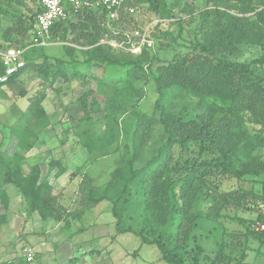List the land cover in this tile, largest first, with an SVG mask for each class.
<instances>
[{
    "label": "trees",
    "instance_id": "trees-1",
    "mask_svg": "<svg viewBox=\"0 0 264 264\" xmlns=\"http://www.w3.org/2000/svg\"><path fill=\"white\" fill-rule=\"evenodd\" d=\"M205 1L207 6L198 11V28L203 31L201 38L192 43L187 51L174 54L156 68L152 67V63L157 55L148 51L152 47H144L140 53L134 54L115 49L108 43H99L106 35L104 13L83 10L73 19L54 24L51 29L53 40L67 39L70 32L79 31L74 40L85 47L81 52L86 56L84 62L88 69L90 66L100 67L103 71L111 66L124 69V76L113 81V96L111 101L107 100L102 131L95 134L90 127L84 126L77 134L82 148L88 153L98 152L101 156H108L121 148L120 162L103 184L90 185V180L86 178L81 206L68 212L52 193L48 178H41L37 164L25 172L20 167L23 154L15 152L8 155L0 151V203L3 209L6 210L8 204L6 185L13 184L29 213L36 212L42 220L64 221L68 228L69 221L80 218L85 208L106 200L112 204L116 232L137 234L142 244H156L166 263L183 264V253L176 241L173 242L170 235L166 237L167 228L174 225L177 219V227L182 220L186 219L192 224L199 217L216 222L220 218V210L228 204L244 206L252 211L253 206L246 203L247 198H258L264 206V159L253 154L254 148L264 147V74L257 76L252 69L254 64H264V57L237 62L218 55L220 50L233 52L238 43L264 45V0L257 3L253 0ZM144 2L152 16L171 19L181 25V17L174 16L173 6L167 0ZM40 10L38 2L36 11L25 20V14L21 11H8L0 5V17L7 15L11 22L2 30L1 38L10 41L13 40L12 35H17L24 39L35 14ZM122 21V29H132L142 24L129 15L122 16ZM161 24L153 26L151 38L159 33L171 34L168 28L161 29ZM15 42H20V39H15ZM44 48L27 50L24 54L25 66L22 64L18 67L10 81L20 71L33 65L43 75L65 78L66 62L57 59L54 64L48 63L42 52ZM36 49L41 50L40 56L43 57L39 64L31 63V52ZM2 72L0 61V74ZM97 77L98 80L102 79ZM150 80L157 92L155 107L160 111L158 123L162 125L165 140L137 167L135 163L142 157V139L151 124L136 106L144 95V86ZM178 100L180 102L176 104ZM31 103L30 112L34 118L39 120L44 117L43 108L37 101ZM183 103L192 105L195 111L193 117L179 114L183 106L178 109L174 107ZM80 104L83 115L78 122L82 124L91 120V115L87 113L86 100L82 99ZM95 104L91 103L93 110ZM17 137L21 148L28 150L30 146L25 132H17ZM176 145L182 152L195 146L199 154L212 156L193 164H189L188 160L180 163V158L175 160L173 154ZM240 156L243 160H240ZM217 174L238 180L247 175L253 184L250 187L239 185L235 189L220 190L217 184H208L209 179ZM252 177L261 178L255 180ZM134 193L140 199L142 229H147V234L142 230L135 232L130 226L121 227L122 218L118 208L129 201ZM205 197L210 200V205L203 216L199 210L195 211V207ZM6 218V211L0 213V226ZM258 219L264 221V213H259ZM237 220L243 222L242 218ZM246 234L264 242V230L257 232L248 226ZM200 251L201 248H198L194 259ZM215 259L220 264H243L241 259L234 263L224 261L221 246Z\"/></svg>",
    "mask_w": 264,
    "mask_h": 264
},
{
    "label": "rangeland",
    "instance_id": "rangeland-1",
    "mask_svg": "<svg viewBox=\"0 0 264 264\" xmlns=\"http://www.w3.org/2000/svg\"><path fill=\"white\" fill-rule=\"evenodd\" d=\"M133 1L135 3L132 2V4L139 7V11L134 16L138 22L143 23L149 17H153L144 0ZM167 1L173 6L174 16L181 17L182 22L180 26L174 20L160 25L163 30L168 28L171 34L159 33L152 38L154 44L148 51L157 55V59L152 63L153 68L166 63L174 54L187 51L192 43L201 38L203 32L198 28V11L207 6L205 0ZM253 1L257 3L261 0ZM0 5L8 11H21L25 14L26 20L30 13L36 11L38 0H0ZM0 20L2 26H8L11 23L7 15H1ZM104 27L106 35L101 39L111 35L110 30ZM3 28L0 29V47L21 43L28 36V32L24 39L12 35L13 40L6 41L1 38ZM179 28H181L180 31ZM78 34L79 31L76 30L70 32L67 39H55L52 44L42 50L48 63L54 64L57 59L66 62L64 71L67 76L65 78L43 75L36 65H33L20 71L12 81L0 86V151L8 155L15 152L23 154L24 158L20 162V167L25 172L30 166L37 164L41 170V178H49L53 188L52 193L58 197V202L68 212L79 209L81 206L80 200L82 193H85L83 184L86 178L90 180V185L105 183L111 171L119 164L122 153L121 148L108 156H101L98 152L88 153L82 148L78 138L79 129L84 126L90 127L95 134L102 131V118L107 112V100L111 101L113 96V81L124 76V69L116 66L106 67L104 71L95 66H90L88 69L89 66L84 62L86 56L81 52L85 47L74 40ZM15 39H20V42H15ZM40 53L39 49L31 52L33 55L31 63L34 61L36 62L34 64H39L43 61ZM218 55L237 62H249L264 57V45L238 43L233 52L220 50ZM22 62L25 66L24 59ZM252 69L257 76L264 74V64H254ZM76 70L77 73H75ZM97 76L102 77L99 79L101 82ZM143 91L144 95L137 103L136 109L146 115L151 128L143 136L142 157L135 163L137 167L165 140L162 125L158 123L160 111L155 107L157 92L152 80L144 86ZM82 99L88 104L87 113L91 115V120L81 124L78 121L83 115L80 104ZM33 100H36L43 108L42 116L44 117L39 120L35 119L30 112ZM93 102H96L95 110L91 106ZM179 102V100L176 101V104ZM182 106L184 109L179 114L188 118L194 116L195 111L190 103L178 104L174 107L178 109ZM44 122L47 124L44 125ZM17 132H25L26 141L30 146L28 150H23L18 144ZM173 154L175 160L180 158L178 159L180 163L188 160L189 164L212 156L208 153L199 154L195 146L182 152L177 145L173 148ZM253 154L264 159V147L254 148ZM240 160H243L242 156ZM260 178L252 177L255 180ZM250 179L251 177L247 175L238 180L231 176L217 174L209 179L208 184L211 186L217 184L220 190H230L239 185L250 187L253 184ZM6 192L7 209H3L0 203V213L6 211L7 217L0 226V264H168L162 260V253L156 244H142L140 237L132 232L115 234V250L108 256V263L103 261L102 255H95L94 251L88 252L86 259L81 257L85 254L82 251L100 248L105 244L101 236H97L101 233L100 231L111 227L109 219L107 220L109 215L104 213L110 211L112 207L110 202L103 201L96 207L104 208L110 203L109 208L106 207L103 210L97 225L100 228L96 226L98 229L96 230L94 226L86 230L90 232V236L94 237L91 239L86 233L79 235L78 233H81L84 227L81 228V225L77 223L72 227L71 221L68 223V228L64 225V221L50 219L49 225L41 223L36 214L32 216L26 210L25 202L13 184L6 185ZM64 200L67 205L62 204ZM253 202L256 203L252 204ZM246 203L253 206L252 211L246 210L244 206L228 204L220 210V218L216 222L206 217H199L192 224L186 219L182 220L177 227L179 223L177 219L174 225L167 228L166 237L169 238L170 235L171 240L176 241L183 253V264H220V261L215 259L220 246L226 262L234 263L241 259L243 264H264V242L261 243L246 234L248 226L257 232L263 230L260 224L264 221L258 219V214L264 213V206L258 198H247ZM209 205L210 200L207 197L202 198L196 204L195 211L199 210L205 216ZM95 210L92 208L89 211L94 214ZM118 211L122 218L121 227L130 226L135 232L142 230L144 234L148 233L147 229H142L138 195L135 193L131 195L129 201L118 208ZM237 218H242L243 222L238 221ZM112 220L115 222L114 216ZM73 236L75 239L69 241L73 239ZM83 237H87L86 242L74 244L77 239ZM71 248L74 249L73 252ZM198 248H201V251L194 259ZM124 253L129 254L120 258V254L124 255Z\"/></svg>",
    "mask_w": 264,
    "mask_h": 264
},
{
    "label": "built area",
    "instance_id": "built-area-1",
    "mask_svg": "<svg viewBox=\"0 0 264 264\" xmlns=\"http://www.w3.org/2000/svg\"><path fill=\"white\" fill-rule=\"evenodd\" d=\"M40 11L33 19L27 38L18 44L0 47V61L3 72L0 74V84H6L17 72L27 50L34 47H46L52 44L51 29L58 21L73 19L83 10L104 13L105 26L112 36L101 39V43H108L113 48L130 53H140L144 47H152L150 37L152 28L157 23H164L171 19L149 17L140 27L123 28L122 16H135L139 7L131 0H38ZM135 18V17H134ZM137 20V19H136ZM264 230V223L260 224Z\"/></svg>",
    "mask_w": 264,
    "mask_h": 264
},
{
    "label": "crops",
    "instance_id": "crops-1",
    "mask_svg": "<svg viewBox=\"0 0 264 264\" xmlns=\"http://www.w3.org/2000/svg\"><path fill=\"white\" fill-rule=\"evenodd\" d=\"M2 23V22H1ZM10 25V24H9ZM8 25V26H9ZM8 26H2V24H1V26H0V28L1 27H4V28H6V27H8ZM3 28V29H4ZM48 178V177H47ZM48 180H49V178H48ZM50 182V181H49ZM50 184H51V182H50ZM104 201H106V200H104ZM101 202H103V201H101ZM101 202H99V203H96V204H94V205H91V206H89V207H87V208H85L84 209V212H83V214L81 215V217L80 218H78L77 220H72L71 219V222H70V225L73 227V226H75V224L77 223V224H80L81 225V228H83L84 227V230L81 232V233H78L79 235L80 234H82V233H86L87 235H89L90 236V232H86V230L88 229V228H91V227H96L98 224H99V221H100V218H101V216H102V214H103V210L106 208V207H108L109 208V206H110V203H109V206H104V208H96V207H98V205L101 203ZM107 202H109V201H107ZM62 204H65V205H67V203H65V200L64 201H62ZM96 209L95 211H96V213H94V214H92L89 210L90 209ZM104 213H106L107 215H109V217L107 218V220L109 221V224H110V226L111 227H109L107 230L105 229L104 231H100L101 233L97 236V237H100L101 236V239H103L104 241H105V244L102 246V247H100V248H91V249H88V250H84V251H82V253H85L83 256H81L82 258H85L86 259V257L88 256V252H92V251H94V254L95 255H97V256H100V255H102V259H103V261H105L106 263H108V261H107V259H108V256H110V255H112V253L114 252V250H115V248H114V240H115V234H121V233H118V232H116V228H115V222H112L113 220H112V212H111V208H110V211H107V212H104ZM29 214H31L32 216H34V214H36L37 216H38V214L36 213V212H31V213H29ZM110 215H112L111 217H110ZM96 217H99V218H96ZM38 218L41 220V223H48L47 225H49V220H42L39 216H38ZM110 218H111V221H110ZM46 221V222H45ZM113 224H114V227H113ZM98 227V226H97ZM97 227H96V230H98L97 229ZM98 228H100V227H98ZM100 230H102V229H100ZM72 231V230H71ZM125 233V232H124ZM91 237V239H93L94 237H92V236H90ZM75 238H74V236H73V239H69V241H73ZM87 241V237H83V238H79V239H77L76 240V242L74 243V244H82V242H86ZM73 243V242H72ZM80 246V245H79ZM75 248V247H74ZM82 247L80 246L79 247V249H81ZM71 252H73V248H71ZM128 254L129 253H124V255H122V254H120V258H124V257H126V256H128ZM86 264V263H85Z\"/></svg>",
    "mask_w": 264,
    "mask_h": 264
}]
</instances>
